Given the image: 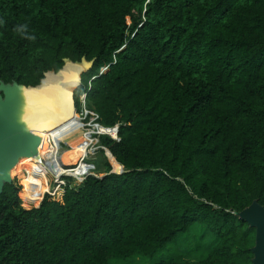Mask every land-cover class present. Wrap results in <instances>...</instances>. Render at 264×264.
Instances as JSON below:
<instances>
[{
    "label": "trees",
    "instance_id": "trees-1",
    "mask_svg": "<svg viewBox=\"0 0 264 264\" xmlns=\"http://www.w3.org/2000/svg\"><path fill=\"white\" fill-rule=\"evenodd\" d=\"M81 57L74 111L83 95L117 140L94 135V173L58 199L2 186L0 264H252L237 213L264 209V0H0L1 82Z\"/></svg>",
    "mask_w": 264,
    "mask_h": 264
},
{
    "label": "bare ground",
    "instance_id": "bare-ground-1",
    "mask_svg": "<svg viewBox=\"0 0 264 264\" xmlns=\"http://www.w3.org/2000/svg\"><path fill=\"white\" fill-rule=\"evenodd\" d=\"M78 72L79 66L77 64L66 63L59 72L46 73L40 85L35 88L23 89L21 87L13 86L9 88L10 96L13 94L16 100L19 99L24 103V105H19L21 111L18 113L22 125H24L22 129L23 131H30L31 134L38 138V140L41 139L44 141L49 140V138H45V128L53 126L55 130L54 138L50 139L46 145L50 147L52 145L55 146L56 143L58 147V142L63 141V143L69 147L66 151L58 150V152L53 148H39L38 150L37 145L39 142L37 140L33 152L24 156H31V159L39 162L40 166L41 161H43L42 159L44 158V160H47L48 162L51 161L49 163L50 169H52L54 164L56 165L55 169H57V167L61 168L60 164L70 163L77 159V154L75 152L73 154L68 152L72 151L73 145H76L72 142H79V138L83 140L85 144L80 150H83L89 142H93L92 139L87 138L85 133L82 134L78 130L79 126L76 123L75 113L73 112L74 116H72L71 112L66 109H70V93L78 82L77 80L75 84L76 74L78 76ZM58 117L60 120L56 124V119ZM64 121L67 122V124L62 126ZM98 129L114 136L111 129L106 130L100 126H98ZM47 136L49 137V135H46V137ZM24 156L17 157L14 165L18 162H22L19 161V159ZM73 171L76 174H80L83 171V167L79 163L73 168Z\"/></svg>",
    "mask_w": 264,
    "mask_h": 264
},
{
    "label": "water",
    "instance_id": "water-1",
    "mask_svg": "<svg viewBox=\"0 0 264 264\" xmlns=\"http://www.w3.org/2000/svg\"><path fill=\"white\" fill-rule=\"evenodd\" d=\"M93 59L85 60L83 57L77 62H72L67 58H62V66L57 71H47L45 73H56L66 64H77L79 66L78 82L73 87L79 85V75L92 65ZM100 72V71H99ZM43 73V77L45 76ZM35 86H22L16 83H3L0 81V193L4 184H10L9 170L16 162L17 157L33 152L38 138L29 131H23L19 111L10 96V87L35 88ZM72 89V91H73ZM72 94V92H71ZM116 133V126L114 127ZM105 155L111 158L108 151ZM121 166L114 160L111 164V172L120 173ZM249 226L254 227V244L251 248L252 264H264V209L258 205H251L247 209L237 213Z\"/></svg>",
    "mask_w": 264,
    "mask_h": 264
},
{
    "label": "rangeland",
    "instance_id": "rangeland-1",
    "mask_svg": "<svg viewBox=\"0 0 264 264\" xmlns=\"http://www.w3.org/2000/svg\"><path fill=\"white\" fill-rule=\"evenodd\" d=\"M104 68H101L100 69V71H102ZM77 80H78V76H77V74H76V81H75V84H76V82H77ZM48 82V81H47ZM78 99H79V101H80V109H79V111L81 110V106L83 105L82 103H81V101H82V97H81V95L78 97ZM13 102L15 103V105H16V108L18 109V111L20 112L21 111V108H20V106L19 105H24V103L22 102V101H20L19 99H13ZM69 112H71V114H72V116H74L73 115V112L75 113V117H79V115H78V113H79V111L76 113L75 111H74V106H73V101H72V96H71V93H70V109H68V108H66ZM90 117H87V118H84L83 120L81 119V121H76V123L78 124V126H79V131L82 133V134H86V136H87V138H90V139H92L93 140V137H90V135H92V133H93V129H92V119L90 118ZM59 120H60V118L58 117L57 119H56V124L59 122ZM67 124V122H63L62 123V126H64V125H66ZM46 129V131H45V138H49V140L50 139H52V138H54V133H55V130H54V127L53 126H49V127H46L45 128ZM46 135H49V137L47 136L46 137ZM44 138V139H45ZM48 140V141H49ZM95 140V139H94ZM40 141H42L41 139L40 140H38V150H39V148H43V149H45V147L44 146H46L45 144V141H43L42 143H40ZM45 143V144H44ZM55 143V142H54ZM72 143H74V144H76V145H73V148H72V151H68L69 153H71V154H73L74 152L77 154V159L75 160V161H73V162H70V163H63V165L64 166H66V167H71V168H74L76 165H77V163L79 162V158L80 157H82L81 155H82V153H83V151H85V154H84V156L83 157H85L84 158V160L83 161H88V160H90V162H92V160H94L95 159V157H96V153L95 152H93L94 151V149L97 147V144H96V141L95 142H89L88 143V145H86L85 146V148H86V150H80V148H83V146H84V144H85V142H83V140H81L80 138H79V142L77 141V142H72ZM54 149L55 151H57L58 152V150H60V151H63V150H65L66 151V149H68L69 147L67 146V145H63V144H61V146L58 148L57 147V145H56V143H55V146L54 145H52V146H50L49 148H46V149ZM90 149V150H89ZM89 151H91V152H89ZM58 154V153H57ZM104 155H105V151H104ZM88 159V160H87ZM108 159H109V161H110V165L112 164V161H113V159L112 158H110V157H108ZM33 159H31V156H24V157H21L20 159H19V161H22L20 164L21 165H24V161H29V163H30V161H32ZM43 161H41V166L40 165H33L32 164V166H33V168H34V171H35V173H36V177L35 178H41L42 179V182H40L39 183V185H38V187H37V194H38V197H39V199H38V202L36 203V204H34V205H30V206H28V207H25V208H30V207H34V206H38V204L40 203V201H41V199L43 198V196L44 195H47L48 196V194L46 193L47 191H48V193H49V191H51V189H53L54 188V186H52L53 184H51V178H50V176H49V173L47 172V171H45L44 169H50L49 168V163L51 162H48L47 160H44V158L42 159ZM29 165V164H28ZM29 166H31V165H29ZM36 166V167H35ZM44 168V169H43ZM80 169V168H79ZM60 170H61V168L60 167H57V169H56V172L58 173V172H60ZM94 169L91 171L92 173H94ZM23 176H26V173H25V170H24V166L22 167V168H17L16 169V171H15V173L13 174V175H11V183L12 184H14V185H20L21 187H22V190H23V186H22V184L20 183V178H22ZM69 178V177H68ZM82 180V179H81ZM68 182H69V184L71 185V186H75V185H77L78 183H77V181L74 179V178H72V179H69L68 180ZM80 183V182H79ZM59 190H57L56 192H55V195H53V196H48L49 198H51V199H58L59 198ZM46 193V194H45ZM200 233H201V229H199V228H197V227H195L194 229H193V231H192V233H191V235H190V237H188V238H182V239H179V245L181 246V247H183V248H185V249H187L188 251V254L189 255H191V256H195V255H197L198 253H200V250L202 251V252H205L206 251V249H207V246H208V242H207V240H206V237H207V235L204 233V238H202V239H197V236L198 235H200ZM203 237V236H202ZM199 244H198V243ZM142 262H140V261H136V260H134V261H120V260H116V261H114L112 264H141Z\"/></svg>",
    "mask_w": 264,
    "mask_h": 264
},
{
    "label": "built area",
    "instance_id": "built-area-1",
    "mask_svg": "<svg viewBox=\"0 0 264 264\" xmlns=\"http://www.w3.org/2000/svg\"><path fill=\"white\" fill-rule=\"evenodd\" d=\"M81 97H82V101H81V103L83 104V95H81ZM89 115V117L92 119L91 121L93 122L92 123V129L94 130L93 131V133H92V135H90V137H93L94 135H98V134H106V135H108L109 137H111L112 139H114V140H117V137H116V133L114 132V127L115 126H113V127H111V128H107V127H103V126H100L98 123H96V122H94V120H95V118H96V115L94 114V113H92V112H90V111H88V110H86L85 108H84V105H82L81 106V110L79 111V113H78V115H79V117H76V121H81V119L83 120L85 117H86V115ZM89 118V119H90ZM98 126H100V127H102L103 129H111L112 131H113V135L114 136H112L111 134H109L108 132H104V131H100L99 129H98ZM95 139V140H94ZM93 141L95 142L96 141V144H97V139L95 138V137H93ZM61 144H63L64 145V143H63V141H59L58 142V147H60L61 146ZM85 148V147H84ZM84 150H86V148L84 149ZM90 150V149H89ZM89 152H91V151H89ZM94 152V151H93ZM84 154H85V151H83V153H82V157H80L79 158V162L77 163V165L80 163V165L83 167V171L80 173V174H76L74 171H73V168H71V167H66V166H64L63 164H60V166H61V170H60V172H56V169H55V167H56V165L54 164V166L52 167V169H50V170H45V171H47L48 173H49V176H50V178H51V184H53L52 186H54V188L53 189H51V191H49V193H48V191L46 192L47 194H48V196H53V195H55V192L57 191V190H59L60 192H59V196H60V194L63 192V189L65 188V187H70L71 185L69 184V182H68V180L66 179V177H69L70 179H72V178H74L76 181H77V183H79V182H81L82 180V178L85 176V175H87V174H91L92 172V170L94 169V166H93V164H92V162H90V161H83L84 160V158L85 157H83L84 156ZM76 165V166H77ZM75 166V167H76ZM45 193V194H46Z\"/></svg>",
    "mask_w": 264,
    "mask_h": 264
},
{
    "label": "flooded vegetation",
    "instance_id": "flooded-vegetation-1",
    "mask_svg": "<svg viewBox=\"0 0 264 264\" xmlns=\"http://www.w3.org/2000/svg\"><path fill=\"white\" fill-rule=\"evenodd\" d=\"M11 99H15L14 95L12 94L11 95ZM25 131V130H24ZM30 132V131H29ZM31 133V132H30ZM18 162V161H17ZM21 162H18L17 164H15L9 171V176L11 177V175H13L16 171V169L19 167V168H22L24 166V170H25V173H26V176H24L23 179L20 180V183H22L23 181H26L27 179H29L30 181L32 180L33 177H36V173L34 171V168L32 166L33 165H39V162H36L34 160L29 161H24V165H21L20 164ZM31 166H29V165ZM36 167V166H35ZM36 179H39V178H36Z\"/></svg>",
    "mask_w": 264,
    "mask_h": 264
},
{
    "label": "crops",
    "instance_id": "crops-1",
    "mask_svg": "<svg viewBox=\"0 0 264 264\" xmlns=\"http://www.w3.org/2000/svg\"><path fill=\"white\" fill-rule=\"evenodd\" d=\"M94 142V141H93ZM88 160V159H87ZM88 161H90V160H88ZM34 207H36V206H34ZM31 208V207H30Z\"/></svg>",
    "mask_w": 264,
    "mask_h": 264
}]
</instances>
